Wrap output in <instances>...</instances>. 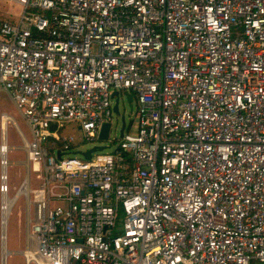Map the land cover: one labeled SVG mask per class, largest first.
Returning a JSON list of instances; mask_svg holds the SVG:
<instances>
[{"label":"built area","instance_id":"1","mask_svg":"<svg viewBox=\"0 0 264 264\" xmlns=\"http://www.w3.org/2000/svg\"><path fill=\"white\" fill-rule=\"evenodd\" d=\"M8 1L0 92L30 139L1 112L0 144L14 125L38 180L25 264H264V0ZM126 93L135 131L72 155L64 131L96 140Z\"/></svg>","mask_w":264,"mask_h":264},{"label":"rangeland","instance_id":"2","mask_svg":"<svg viewBox=\"0 0 264 264\" xmlns=\"http://www.w3.org/2000/svg\"><path fill=\"white\" fill-rule=\"evenodd\" d=\"M21 6L8 0H0V21H8L15 23L20 15ZM114 100V99H113ZM130 111L129 103L126 100L124 94H120L118 97L117 110L110 111L109 132L108 139L94 140V141H82L80 132L77 130L76 125L71 124L73 127L67 128L64 133H71L75 136L76 145L73 147L72 155L81 157L76 151H84L91 146H107L102 149V152H111L118 144L119 141V129L121 127V117L125 123V130L133 133L137 126V120L133 114L134 101L131 102ZM4 112L9 114L14 124L22 132L23 136L29 140L30 133L22 117L17 111L16 107L12 103L11 99L5 92H0V113ZM129 126V128H128ZM5 142L9 147L5 158L7 159V165L5 167L7 184V191L2 195L0 193V202L2 196L13 197L19 186L23 182L27 181V188H34L38 185V180L35 179L34 174L28 170V164L25 159L24 150L22 148V142L15 130V126L7 123L5 125ZM1 165H0V184L3 181L1 179ZM19 187V188H18ZM18 188V189H17ZM27 197L28 193H20L19 196L13 202L10 212L6 218L4 245L0 238V264H25L24 257L22 255L23 249L30 243L28 240V227H27ZM29 215H31V208H29ZM0 232H1V211H0ZM2 234V233H0ZM9 253L2 259V249Z\"/></svg>","mask_w":264,"mask_h":264},{"label":"bare ground","instance_id":"3","mask_svg":"<svg viewBox=\"0 0 264 264\" xmlns=\"http://www.w3.org/2000/svg\"><path fill=\"white\" fill-rule=\"evenodd\" d=\"M5 127H3L4 129ZM8 146L6 145V142H2L0 144V159L2 161V165H1V179L3 180L2 183H5L4 180L6 179V175H5V167L8 164L7 163V159L5 158V154L8 150ZM5 178V179H4ZM27 181L25 180L23 182V184L20 186V188L17 190V192L15 193L13 198H9L7 196H2L1 198V204H0V211L2 213V234L3 236L5 235V225H6V218L10 212V208L13 204V202L15 201V199L19 196L20 193H27ZM4 240V238H3ZM25 253H27V251H24ZM5 254V248L3 246L2 249V256Z\"/></svg>","mask_w":264,"mask_h":264},{"label":"water","instance_id":"4","mask_svg":"<svg viewBox=\"0 0 264 264\" xmlns=\"http://www.w3.org/2000/svg\"><path fill=\"white\" fill-rule=\"evenodd\" d=\"M117 95V92L116 91H113L111 93V97L112 96H116ZM125 98L126 100L128 101L129 103V108H130V101H131V95L129 93H126L125 94ZM113 111H116L117 110V98L114 97V100H113V104H112V108H111ZM123 125H124V121H123V117H121V127L119 129V136H121L122 134V129H123ZM108 128H109V123L108 122H104L100 125V128H99V131H98V134H97V139L98 140H105L106 139V136H107V131H108ZM105 147L107 146H103V145H99V146H91L90 148L84 150V151H76L77 153H79L83 158L85 159H88L89 158V153L90 152H93V151H100L102 149H104ZM57 156H58V153H57ZM4 236L1 234V238H3ZM9 252L5 250V254L3 255L2 259H4V256L6 254H8Z\"/></svg>","mask_w":264,"mask_h":264},{"label":"crops","instance_id":"5","mask_svg":"<svg viewBox=\"0 0 264 264\" xmlns=\"http://www.w3.org/2000/svg\"><path fill=\"white\" fill-rule=\"evenodd\" d=\"M26 180V179H25ZM6 186H7V184H6ZM14 197V196H13ZM13 197H9V198H13ZM0 204H1V202H0ZM0 233H2V213H1V232ZM3 235V234H2ZM0 238H1V234H0ZM4 238V237H3ZM3 238H1V245H2V239ZM3 245H4V240H3ZM6 251H8V250H6ZM9 252V251H8ZM1 255H2V253H1Z\"/></svg>","mask_w":264,"mask_h":264}]
</instances>
